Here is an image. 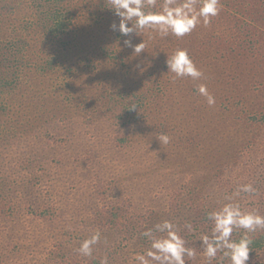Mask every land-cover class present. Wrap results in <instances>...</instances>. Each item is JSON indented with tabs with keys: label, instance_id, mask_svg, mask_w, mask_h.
<instances>
[{
	"label": "rangeland",
	"instance_id": "1",
	"mask_svg": "<svg viewBox=\"0 0 264 264\" xmlns=\"http://www.w3.org/2000/svg\"><path fill=\"white\" fill-rule=\"evenodd\" d=\"M102 1L76 0L79 30L90 29V49L115 53L88 66L78 59L81 46L71 56L75 68L49 77L41 92L40 78L31 93L11 87L16 94L1 98L0 264H93L105 256L109 264H136L150 244L142 232L164 220L179 232L186 220L202 225L204 211L220 208L242 184L257 194L235 199L264 215V54L254 61L239 41L216 37L235 30V19L219 25L226 11L217 25H199L183 38L152 29L125 37L111 30L109 17H92ZM28 4L18 3L17 15L32 24ZM85 37L75 34L78 42ZM126 39L144 41V51L138 55ZM178 48L189 50L204 79L167 73V55ZM157 82L167 93L136 105L140 90ZM200 83L214 106L197 93ZM125 86L135 99L121 97ZM182 126L188 135L180 138L175 129ZM161 133L170 143L160 144ZM207 230L200 236L212 234ZM96 231L101 242L82 257L77 249ZM255 233L264 239V230ZM201 245L196 240L188 264H208ZM255 261L264 262V252L249 256L248 264ZM211 264L229 261L218 253Z\"/></svg>",
	"mask_w": 264,
	"mask_h": 264
},
{
	"label": "trees",
	"instance_id": "2",
	"mask_svg": "<svg viewBox=\"0 0 264 264\" xmlns=\"http://www.w3.org/2000/svg\"><path fill=\"white\" fill-rule=\"evenodd\" d=\"M24 2H28V6L34 10L35 15L31 20L32 24L18 18L17 7H20L18 3ZM75 2L76 0H0V104L3 105L4 101L1 98L6 91L13 92L12 95L16 94L10 90L11 87L31 93L33 87L36 86L35 80L41 78L42 89L39 90L41 92L44 89V83L45 86H48L49 84L46 83L56 77H61L59 73L62 71H71L72 67L75 68L76 65V63H71L73 60L71 56L76 48L83 46V52L77 56L80 62L83 61L88 66H92V62L94 63L96 58L100 56L109 58L112 53L116 52L106 47L101 50L90 49L95 39L89 37L88 31L90 29L79 30L82 19L78 17L74 6ZM165 2L166 0H155V8L145 3L144 10L145 12L161 11ZM221 4L223 6L222 11L213 18L211 23L217 25L216 22L221 20L223 12L226 11L229 17L224 21L221 20L219 25L221 27L224 23H230L229 19H235V30L232 34H227L216 29L220 32L216 37L231 38V40H235L236 45L239 41V48L250 51L255 57L254 61L263 60L264 52L261 50L264 48V0H221ZM110 7L111 0H103L92 17L98 19L109 17L112 23L115 21L118 24L119 18L113 14V10L109 9ZM91 11L89 8V13ZM76 32L84 33L85 39L76 41ZM43 45L45 46L43 47ZM260 67L262 68V66ZM153 87L147 90L141 89L138 102L133 93L128 88L126 89V86L121 89V97L125 100H127V96L133 97L135 104L142 108L153 94L167 93V88L162 86L161 82L155 83ZM130 89L136 90L133 87ZM177 129L180 138L188 135L183 134V126L177 127L175 130ZM34 211L36 212V210ZM42 212L44 213V211ZM208 213L209 211H204L205 217L202 219V225L198 222V218L185 221V224L190 222L193 228V231H188L184 225L180 231L188 245L193 247L196 240H200L202 237L200 233L203 230L208 229L207 231L212 232L213 222L209 220L207 223L205 220ZM44 215L46 214L44 213ZM243 231L242 229L234 231L232 239L239 240ZM248 235L253 241L249 256L256 255L259 251L264 252V239H259L255 232ZM93 264H100V262L94 261ZM255 264H264V262L255 261Z\"/></svg>",
	"mask_w": 264,
	"mask_h": 264
},
{
	"label": "clouds",
	"instance_id": "3",
	"mask_svg": "<svg viewBox=\"0 0 264 264\" xmlns=\"http://www.w3.org/2000/svg\"><path fill=\"white\" fill-rule=\"evenodd\" d=\"M145 3L155 8V0H111L109 9L119 18L118 24L114 21L110 25L111 30L130 37L132 34L139 35L145 29H152L162 36L171 34L183 38L194 32L199 25H209L223 7L221 0H166L161 11L145 12ZM123 43L133 47L138 55L144 51V41L133 45L131 39H126ZM166 65L167 73H174L175 78H189L193 81L205 78L204 72L186 48L176 49L170 57L167 55ZM196 91L206 98L209 106L215 105L216 98L209 92L207 84H198ZM158 140L160 144L166 145L170 143L171 138L166 133H161ZM257 191L250 183L242 184L225 197L226 203L207 214L208 220L214 225L212 234L202 236L200 241L208 264L217 259L218 253H222V257L227 259L229 264H248L252 250L250 246L253 243L248 234L264 230V215L245 211L235 198L241 193L255 196ZM185 228L193 231L190 222L185 224ZM240 229L244 230L240 239L233 240V232ZM141 236L148 238L150 244L145 252L135 255L136 264H188L189 260L196 257L195 248L188 246V242L178 231V226L170 220H164L154 228L146 229ZM100 242L101 233L96 231L81 242L77 251L82 257H92ZM100 264H109L108 257L101 259Z\"/></svg>",
	"mask_w": 264,
	"mask_h": 264
},
{
	"label": "bare ground",
	"instance_id": "4",
	"mask_svg": "<svg viewBox=\"0 0 264 264\" xmlns=\"http://www.w3.org/2000/svg\"><path fill=\"white\" fill-rule=\"evenodd\" d=\"M222 104V103H221Z\"/></svg>",
	"mask_w": 264,
	"mask_h": 264
}]
</instances>
